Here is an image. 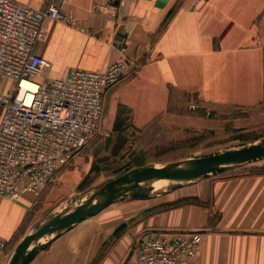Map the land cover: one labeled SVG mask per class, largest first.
I'll use <instances>...</instances> for the list:
<instances>
[{
	"label": "crops",
	"instance_id": "crops-1",
	"mask_svg": "<svg viewBox=\"0 0 264 264\" xmlns=\"http://www.w3.org/2000/svg\"><path fill=\"white\" fill-rule=\"evenodd\" d=\"M64 1L63 15L77 24L46 21L48 37L36 53L50 62L47 76L105 70L119 58L112 43L128 37L133 72L105 99L100 138L109 140L108 152L164 119L197 126L223 109L264 104V0H140L125 3L117 22L95 11L97 0ZM20 2L41 10L49 0ZM249 164L142 201L150 203H113L45 239L49 244L29 264H137L133 249L145 240L193 231L203 234L198 264H264V162ZM78 175L63 174L39 198L0 196V238L8 243L0 264Z\"/></svg>",
	"mask_w": 264,
	"mask_h": 264
},
{
	"label": "built area",
	"instance_id": "built-area-1",
	"mask_svg": "<svg viewBox=\"0 0 264 264\" xmlns=\"http://www.w3.org/2000/svg\"><path fill=\"white\" fill-rule=\"evenodd\" d=\"M138 1L97 0L94 8L117 22L124 4ZM64 5V0H49L40 10L20 0H0V87L11 84L0 95V196L6 199L41 197L57 173L101 133L106 95L133 72L123 35L111 45L119 58L105 70L76 69L48 78L50 62L36 47L48 37L47 20L77 24L74 16L63 15ZM202 244L200 232L177 233L145 240L133 256L137 264H198ZM7 248L0 238V257Z\"/></svg>",
	"mask_w": 264,
	"mask_h": 264
},
{
	"label": "rangeland",
	"instance_id": "rangeland-1",
	"mask_svg": "<svg viewBox=\"0 0 264 264\" xmlns=\"http://www.w3.org/2000/svg\"><path fill=\"white\" fill-rule=\"evenodd\" d=\"M48 78L53 79L49 76ZM192 105L197 107L196 103ZM189 109L193 111L196 108L190 106ZM188 117L191 120L194 118L191 115ZM208 117V120H201L202 122L197 123V126H194V122L184 123L181 117L174 119L175 122L164 119L161 124L155 123L147 133H142L143 135L130 136L126 141L119 140L117 147L111 153L106 150L109 140L101 139V134H98L90 145L80 152L75 161L57 173L55 181L63 174L75 171L79 174L76 179H68L72 182L76 180L77 184L57 197L43 211V214L39 216L36 228H40L55 216L74 210L83 202L88 201L91 195L99 191L105 184L143 164L164 166L183 163L264 142V104L252 109L227 108L214 117ZM98 143L103 146L98 148ZM99 149L104 152H99ZM260 162L263 163L264 160L254 163ZM249 165L252 164L242 167H249ZM215 177L217 176L203 178L200 183ZM64 182L65 180L62 183ZM170 187L164 193L154 194L152 201L160 200L162 195L172 192ZM99 200V197L95 199V201ZM132 201H141L138 202L141 205L150 203L142 202L145 201L142 199H132L130 196L120 198L115 203L130 205L133 203ZM13 252L10 250L3 256L4 263L10 260Z\"/></svg>",
	"mask_w": 264,
	"mask_h": 264
},
{
	"label": "water",
	"instance_id": "water-1",
	"mask_svg": "<svg viewBox=\"0 0 264 264\" xmlns=\"http://www.w3.org/2000/svg\"><path fill=\"white\" fill-rule=\"evenodd\" d=\"M263 160L264 142L183 163L164 166L150 164L130 170L105 184L99 191L93 193L88 201L83 202L73 211L53 217L34 233L27 235L16 247L7 264H29L35 255L49 244L50 240L45 241V238L48 236L52 239L56 238L73 225L97 216L120 198L125 196L142 200L152 198L153 189L150 184L154 181L178 182L170 187L171 190H175L186 183L209 178L229 169ZM97 197L100 198L99 201H95ZM31 246H33L32 249Z\"/></svg>",
	"mask_w": 264,
	"mask_h": 264
},
{
	"label": "bare ground",
	"instance_id": "bare-ground-1",
	"mask_svg": "<svg viewBox=\"0 0 264 264\" xmlns=\"http://www.w3.org/2000/svg\"><path fill=\"white\" fill-rule=\"evenodd\" d=\"M24 86H26L28 88L35 89V86L29 85L27 83H25ZM177 183L178 182H174V181H170V180H158V181H154V182H152L150 184L151 185L150 187H152V189H153L152 194L154 195V194H159V193H162V192H166V189L168 187H170L172 185H176ZM71 211H73V210H71ZM41 242L43 243L44 242V239Z\"/></svg>",
	"mask_w": 264,
	"mask_h": 264
}]
</instances>
